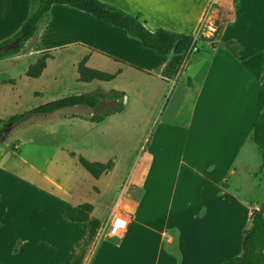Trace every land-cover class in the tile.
Instances as JSON below:
<instances>
[{
  "label": "crops",
  "instance_id": "crops-1",
  "mask_svg": "<svg viewBox=\"0 0 264 264\" xmlns=\"http://www.w3.org/2000/svg\"><path fill=\"white\" fill-rule=\"evenodd\" d=\"M101 1L138 15L151 31L163 27L197 36L196 47L187 57L160 55L118 26L54 3L35 35L19 52L0 58V63L25 60V78L43 83L52 78L56 57L69 55L76 82L94 85V90L79 89L74 94L123 93L122 110L92 121L99 125L110 118L135 116L126 112L127 87L134 89L130 92L137 104L144 96L152 100L153 115L165 108L176 88L177 102L146 149L129 160L134 166L131 186L141 193L136 200L126 197V210L119 207L120 195H113L103 210L89 198L91 194L86 196L89 172L70 151L72 170H63L58 181L43 174L45 184L29 183L24 192L16 193L13 176L0 172L11 184L0 190L1 213L32 207L42 215L7 227L0 223V264H222L237 257L252 210L264 194V158L252 139L253 125L264 107V0ZM30 11L31 0H0V42L18 31ZM217 21L219 30L211 46L199 35L209 27L212 31L203 37L214 36L212 25ZM228 40L239 46L236 54L224 46ZM44 52L49 57L41 74L27 76L28 66ZM84 57L87 67L115 77L78 80L77 67ZM117 79L127 85L104 89ZM9 87L14 90L16 81ZM33 92L42 94L40 89ZM85 107L90 118L93 109ZM81 116L62 113L60 119ZM104 147L98 141L90 152L84 148L74 152H83L91 161L111 159L109 173L123 158L105 154ZM88 201L93 209L87 221L63 217V209ZM118 208L129 222L121 236H112L103 228Z\"/></svg>",
  "mask_w": 264,
  "mask_h": 264
},
{
  "label": "rangeland",
  "instance_id": "rangeland-1",
  "mask_svg": "<svg viewBox=\"0 0 264 264\" xmlns=\"http://www.w3.org/2000/svg\"><path fill=\"white\" fill-rule=\"evenodd\" d=\"M218 22L209 25H212L216 31ZM210 31L212 29L206 27L204 33L202 32L199 37L209 35ZM24 65L25 60L17 63L4 60L0 63V130L4 127L10 128L5 138L0 140V172L7 173L10 175L9 177L13 176L16 193L24 192L29 183H34L35 186L45 184L43 174H47L53 180L58 181V178L64 174L63 170H72L73 162L67 153L68 151L73 150L78 153L81 152L78 151L79 149L84 148L86 152H90V149L100 141L105 144L103 148L106 151L105 154L117 153L123 159L114 171L106 173L100 179H94L86 172V196L91 194L92 197L89 198H93L103 210V205L113 195L117 197L120 195L119 207L126 210V197L136 200L141 193L140 189L131 186V170L134 169V166L132 163L129 166V160L132 158L134 161L136 154L139 155L141 150L146 149L158 124L164 117L171 115L169 113L173 104L175 107L179 89L174 90L167 101L168 103L166 102L165 108L163 109L162 106V109L154 115L152 114L154 108L152 100L144 96L137 104L135 97H132L130 92L134 89L127 87L129 101L126 112L135 113V116H127L123 119L116 118V120L110 118L104 124L99 125L90 120L92 115L88 118L89 108L78 105L48 114H32L14 125H9L8 119L15 114H20L48 101L74 94L79 89H86V92L94 90L93 84L82 86L76 82V67L73 58L69 55L59 54L56 57L50 69L52 78L48 77L43 83L25 78ZM15 81L16 87L11 90L9 86ZM107 84L104 88L106 90L127 85L123 79H117ZM36 89H40L42 94H34L33 91ZM122 102L124 103V101ZM110 107L111 104L106 102L100 105V108L104 110ZM77 112L82 115L78 119H60L62 113ZM114 141L118 143L116 144ZM82 156H84L83 152ZM122 175L121 182L118 183ZM7 181V178L1 177L0 174V190L7 187ZM10 185L9 183L8 187ZM95 185L99 188L98 192ZM92 186H94V190ZM245 194H248V191ZM263 200L264 194L258 200L257 208L260 207ZM218 203H221L220 199ZM19 208L11 215L0 211V223L7 227L14 223L22 224L28 218H42V215H38V212H35L32 207L30 209ZM219 252L221 253L222 250Z\"/></svg>",
  "mask_w": 264,
  "mask_h": 264
},
{
  "label": "trees",
  "instance_id": "trees-1",
  "mask_svg": "<svg viewBox=\"0 0 264 264\" xmlns=\"http://www.w3.org/2000/svg\"><path fill=\"white\" fill-rule=\"evenodd\" d=\"M54 3L67 4L90 13L94 17L107 23L118 26L126 30L130 36L137 38L144 47L150 48L160 55L181 54L182 57H186L196 47L197 39L192 34L177 33L163 27H158L151 31L146 28L138 15L131 14L101 0H31V11L18 31L10 38L0 42V44H5L14 39H18V44L14 48L1 52L0 58L15 54L24 47L25 43L35 35L39 23L45 21L50 7ZM218 30L219 24L214 36L200 37L199 39L209 40L211 46H215L213 37H215ZM224 46L233 54H236L239 50V46L233 40L226 41ZM48 57V52L42 53L34 63L28 66L26 75L29 77H38L46 66ZM85 61L86 58L84 57L78 64V80H111L115 77V74L87 67ZM122 101L123 93L118 91L109 93L96 91L86 94L67 95L32 107L20 114H15L8 119L7 123L14 125L29 115L51 113L74 105H85L92 108L93 114L90 120L99 122L105 116L121 111L123 108ZM103 102L110 103L111 107L105 110L100 108ZM252 139L258 146L261 154L264 155V107L253 125ZM69 154L72 157L76 156L78 162L96 179L103 173L109 171L113 166L111 159L106 162L91 161L80 154H76L74 151H70ZM92 209V204L86 202L63 209L62 215L71 221L84 222L88 220ZM244 251L246 252L245 264H264V213L260 212L258 208L252 210L250 226L243 233L242 253ZM242 253L235 258L224 261L222 264H232L238 261Z\"/></svg>",
  "mask_w": 264,
  "mask_h": 264
},
{
  "label": "built area",
  "instance_id": "built-area-1",
  "mask_svg": "<svg viewBox=\"0 0 264 264\" xmlns=\"http://www.w3.org/2000/svg\"><path fill=\"white\" fill-rule=\"evenodd\" d=\"M128 222V217L118 209L108 218L103 229L112 236H121L125 232Z\"/></svg>",
  "mask_w": 264,
  "mask_h": 264
},
{
  "label": "water",
  "instance_id": "water-1",
  "mask_svg": "<svg viewBox=\"0 0 264 264\" xmlns=\"http://www.w3.org/2000/svg\"><path fill=\"white\" fill-rule=\"evenodd\" d=\"M19 40L18 39H14L8 43L5 44H0V53L3 51H7L8 49L14 48L17 44H18ZM10 128L9 127H4L1 128L0 130V140H3L5 138V135L9 132ZM258 210L262 213H264V200L262 201L260 207L258 208ZM245 257H246V252L244 251L242 253L241 258L232 263V264H245Z\"/></svg>",
  "mask_w": 264,
  "mask_h": 264
}]
</instances>
